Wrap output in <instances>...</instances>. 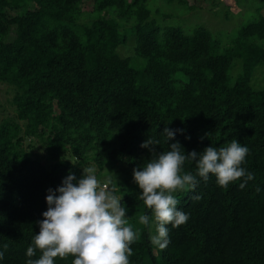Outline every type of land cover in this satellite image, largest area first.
<instances>
[{
  "label": "trees",
  "instance_id": "1",
  "mask_svg": "<svg viewBox=\"0 0 264 264\" xmlns=\"http://www.w3.org/2000/svg\"><path fill=\"white\" fill-rule=\"evenodd\" d=\"M85 1L0 0V83L16 90V117L0 122V264H26L48 190L69 174L81 178L91 162L112 173L109 181L123 192L129 225L139 233L130 264H264V89L251 87L264 65L262 10L223 47L202 27L186 33L159 25L148 0H90L95 16L81 23ZM117 20L133 21L130 36ZM129 39L134 53L124 58L118 51ZM237 59L242 71L232 83ZM20 122L26 136L42 139L49 165L20 149ZM165 127L175 139L166 142ZM149 138L160 141L157 154L177 141L185 153H199L237 139L249 149L242 167L254 174L243 189L242 180L223 188L210 174L197 178L194 191L175 193L189 219L167 226L170 243L156 256L150 228L138 221L152 213L133 177L153 158L141 147ZM183 170L195 173V162Z\"/></svg>",
  "mask_w": 264,
  "mask_h": 264
},
{
  "label": "clouds",
  "instance_id": "2",
  "mask_svg": "<svg viewBox=\"0 0 264 264\" xmlns=\"http://www.w3.org/2000/svg\"><path fill=\"white\" fill-rule=\"evenodd\" d=\"M161 135L168 142L175 139L176 132L165 127ZM159 143L149 138L141 144L152 152L153 158L145 166H137L133 177L141 189L138 199L152 213L151 217L141 214L138 221L150 229L154 226L150 243L163 249L170 243L167 226L178 228L189 219L188 214L177 207L179 201L175 193L194 191L199 183L197 178L207 181L210 174L223 188L242 180L239 187L243 189L254 179V174L242 167L249 149L237 139L227 146H208L199 153L195 150L185 153L177 141L169 150L157 154L154 146ZM186 162H195V173L183 170ZM117 191L115 185L101 184L94 167H84L79 179L69 174L62 186L49 189L48 209L43 213L44 219L37 222L40 231L27 248L26 264H55L56 258L68 256L74 257L72 264H130L131 245L140 236L129 225L127 208L115 194ZM192 199L198 201L201 196L197 194ZM37 252L38 258H33ZM3 255L0 252V259Z\"/></svg>",
  "mask_w": 264,
  "mask_h": 264
},
{
  "label": "rangeland",
  "instance_id": "3",
  "mask_svg": "<svg viewBox=\"0 0 264 264\" xmlns=\"http://www.w3.org/2000/svg\"><path fill=\"white\" fill-rule=\"evenodd\" d=\"M187 2L188 5L186 7H180L176 3L170 4L168 0H148V6L153 18L159 25L180 27L186 33H192L195 29L202 27L210 31L215 39H219L223 47H228L231 44L232 40L237 37L241 27L257 19V10L259 8L264 15V0L260 3L253 0H187ZM109 15L114 17L112 12H109ZM94 16L92 2L86 0L83 4L81 23H91ZM117 22L121 27L122 34H130L134 26L133 21L125 23L117 20ZM133 45L135 46V41L129 39L128 43L121 47L118 53L124 58H132L134 53ZM141 61L144 65V60ZM136 62L140 64L139 61L136 60ZM241 71L242 61L237 59L235 60L234 68L230 71L232 83L235 82ZM251 87L255 91L264 89V65H260L255 69L254 76L251 80ZM15 94L16 90L13 87L0 83V122L16 117V106L13 103ZM20 126L22 128L21 137L24 140L20 145V149L28 152L31 157L39 160L43 164L49 165L47 150L42 139L35 136H26L24 133L26 123L20 122ZM67 159L77 162L70 155ZM90 164L94 167L92 162ZM111 174L107 169L102 172L96 169L97 179L102 185L108 184L109 187L115 185L109 181ZM116 195L122 198L123 192L116 193ZM154 233L155 228L153 226L150 229V235ZM153 251L156 256L160 248L153 246ZM148 262L151 264L150 260Z\"/></svg>",
  "mask_w": 264,
  "mask_h": 264
}]
</instances>
